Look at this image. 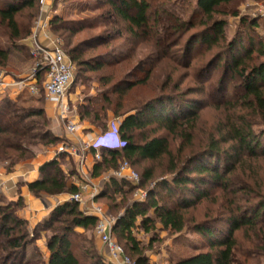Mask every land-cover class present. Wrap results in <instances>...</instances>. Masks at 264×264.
<instances>
[{
    "label": "trees",
    "instance_id": "obj_1",
    "mask_svg": "<svg viewBox=\"0 0 264 264\" xmlns=\"http://www.w3.org/2000/svg\"><path fill=\"white\" fill-rule=\"evenodd\" d=\"M232 1L195 0L191 16L184 20L164 9L163 5H155L157 0L156 3L155 0H105L112 15L127 25V31L134 39L151 44L153 56L138 62L121 81L101 93L98 99L102 107H105L103 104L112 105L110 97L117 95L118 102L112 111L114 115L119 114L122 110L120 98L134 87L145 85L159 63L177 60L172 56L179 52L181 60L178 64L188 69L197 44L209 50L222 44L221 41L225 42L227 21L215 17L237 16L234 9H227ZM3 2L0 5V27L13 49H20L18 43L30 34V22L35 18L33 0ZM24 9L30 10L29 13L24 15ZM26 17L30 22L25 23ZM194 19L198 20L197 25L202 29L188 35L181 45L185 34L195 27ZM49 23L54 34L67 32L70 37L88 28L86 20L67 21L58 16L50 19ZM243 26L250 31L256 30L254 19H243L240 27ZM246 41L244 44L240 38L234 37L227 44L220 45L221 51L199 70V73L207 74L209 69L223 61L224 76L240 80L235 88L240 91L232 100L217 97L220 100L213 105L218 112L215 123L200 125V115L195 113L197 107L203 108L200 102L196 101L195 105L184 101L174 103L170 96H157L121 114L123 119L118 137L123 146L121 149L102 148L100 161L93 163L90 176L97 178L116 170L121 160L128 162L132 168L139 163L159 162L163 158L168 161L166 174L170 175V179H165L160 185L165 191L164 197L158 199L155 191L147 192L145 201L125 205L123 215L115 219L112 234L124 243V252L135 264H149L145 251L151 246L143 248L133 235V229L152 234L157 224L174 234L190 230L205 242L193 245L192 255L173 264H261L260 258L264 260V60L249 65L254 41L250 38ZM76 50V47L73 48L71 54ZM8 54V50L0 48V68L7 65ZM75 58L72 56L71 60ZM102 58L104 56L82 64L96 72L104 66H116L129 59L104 63L100 60ZM201 79L198 80L201 85L199 91L211 87L204 85ZM110 81V77L100 79L105 86ZM216 92L211 94L217 96ZM92 101L89 100V105L83 107L79 120L83 122L92 117V123L98 122L105 129L107 113L102 107L95 111ZM32 118L39 121H31ZM175 141L181 143L176 157L171 152V144ZM57 142L58 139L48 129L43 108L23 109L7 99L0 103V163L8 164L6 172L10 173L20 160L26 159L24 155L28 152V145H54ZM184 152L186 154L182 155ZM64 160L65 155L59 154L57 160L42 165L40 178L28 185L29 191L35 196L76 194L77 187L67 186L68 177L74 172L63 171L61 164ZM153 176V169L143 170L140 187L151 181ZM135 190L136 187L125 180L110 178L96 198H109L112 209H117L119 203L114 198L120 195V201L125 204L127 196ZM215 190L219 191L217 195L213 193ZM0 197H3L1 193ZM206 200L216 204V208L205 212L203 221L196 222L188 209ZM21 206V199L0 204V236L5 238L0 245V264H111L97 253L90 240L79 237L95 227L97 217L83 214L78 203L71 201L58 205L41 225L43 229H36L37 237L42 236L41 231L50 229L45 243L49 252L47 263L36 255L28 257V246L37 244L38 239L27 240L22 232L26 222L16 214ZM147 210H152V213L147 214ZM223 223L225 226L221 228ZM237 232L239 235L234 236ZM72 238L82 239L85 248L71 241ZM75 248L83 250V257L88 259L86 262H81L75 255Z\"/></svg>",
    "mask_w": 264,
    "mask_h": 264
},
{
    "label": "rangeland",
    "instance_id": "obj_2",
    "mask_svg": "<svg viewBox=\"0 0 264 264\" xmlns=\"http://www.w3.org/2000/svg\"><path fill=\"white\" fill-rule=\"evenodd\" d=\"M37 1L38 0H33L32 7V11L35 13V18L31 22L27 17L25 19V23L28 21L30 22L31 32L34 28L35 21L38 19L40 14L47 15L50 17V19L58 16L67 21L86 20V24H88V28L81 30L72 37L68 36L67 32H58L57 34H54L51 31V33L54 37H57L61 41L62 48L64 49L68 58L71 59L72 56L76 57L75 60L72 61L75 65V82L70 89V97L73 95L72 98H70L72 101L70 106H72L74 109V113L77 118L76 121H78V123H80L83 128L84 126L90 127L93 130L98 131L99 134H104L107 132L108 123L112 119H119L122 121L123 115L121 114L131 111L134 107L142 106L152 98L161 95L170 96L174 103H180L181 101H184L187 104L195 105L196 101L200 102L201 107L203 108L200 109L197 107L195 109V113L200 115V125H202V123H207L209 125L215 123L218 117V112L213 109V105L215 101L220 100L217 97H220L225 101L232 100L240 91L239 88L235 89L239 86L240 80L236 78H229V76H224L225 73L222 68L224 64L223 61L220 62L217 67L209 69L207 74L203 72L199 73L200 68L205 66L212 57L221 51L220 45L227 44L234 37L240 38L242 41H244V44L247 43L246 38H250L254 41V50L251 54L252 62L249 64L250 66L259 64L264 60V2L258 0H233L230 6H227V9H234L237 13V16L217 15L215 17L216 19H226L227 21L226 27L224 28L225 42L221 41L222 44L213 46L209 50L201 44H197V46H195L193 49V53L189 59L190 67L188 69H184L178 64V62L181 60L180 53H174L172 59L176 58L177 60L173 62L163 61L159 63L151 72L149 80L145 85L134 87L120 98L122 110L119 114L114 115L112 109L118 102L117 95H112L110 97L112 105L106 106V104H103L105 107H102V103H100L101 101L98 98L100 97L101 93L107 91L114 84L121 81L125 75L132 71L133 67H135L138 62L153 56L151 44L146 40L134 39L130 33H128L127 25L118 17L112 15L109 6L105 4V0H44L43 4L40 3V0L39 2ZM186 1L187 0H157L156 3L155 0V5H163L164 9L170 11L171 13H175L184 20H188L193 12L195 0H190L189 2ZM3 3V0H0V5ZM223 10H225V8ZM29 11L30 10L28 9H24L22 13L26 15L25 13H29ZM243 19H254L256 23V30L250 31L246 26L240 27V22ZM193 21L195 22V27L185 34L180 42L181 45H183V41L186 40L188 35L202 29L197 25V19H194ZM4 32V29L0 27V48L8 50L9 54L7 65L5 67H1L0 70L4 71L7 76L9 75L8 73L17 75L18 77L10 76L14 79L30 73L35 65V60L33 54L30 52V49L27 48L25 43H27L26 41L29 39L31 32L26 38H24V40H21L20 43H18L19 47H21L20 49H13V46L5 36ZM171 33L176 36L174 31ZM259 41L261 42L260 46H257ZM75 47L77 48L76 53L73 52L72 55L70 51ZM100 56H104V58L100 59L104 63L114 62L117 59H125L127 57H129V59L127 61H122L116 66H104L101 70L96 72L89 70L87 66L82 64ZM141 75L142 74H140V76ZM203 76L206 77L202 78ZM102 77H110L111 81L107 86L100 83V79ZM199 79L203 81L204 85L209 84L211 87H205L203 91H199L201 88L200 82H198ZM221 83L223 85L222 93L220 92ZM36 88L38 90V94L31 96L25 91L22 93L25 95L23 96V101L21 100L19 103H15H17L18 107L23 109L43 108L44 115L46 117L45 106L47 102L44 98L42 77L38 81ZM9 91L15 92V88L12 87L9 89ZM213 91H217V96L211 94ZM89 100H93L92 104L95 111H98L101 107L106 111L107 118L104 124L105 129H102L98 122L92 123L94 122L92 117L80 122L79 115L81 112H83V107L89 105ZM31 121L38 122L39 119L32 118ZM90 132L91 131L84 129L80 135L85 137L88 135V133L91 134ZM58 144L59 143H56L53 146L56 147ZM180 145L181 143L179 141H175L171 144V152L174 157L177 156ZM47 148H50L49 144H39L37 146L28 145V152L26 155H24L26 159L20 160L19 163L25 164L31 162L39 153ZM18 154L15 153V155ZM185 154L186 152H184L182 155ZM121 162H123V160L119 161V164ZM6 164L7 163H0V168L5 169L6 171ZM62 164L64 168H66L73 166L74 163L72 160L67 159L66 161L64 160ZM149 168L153 169L154 171L153 179L141 187L139 184L136 187V190L127 196L128 202L125 204L124 202L120 201V195H117L114 198L115 202L119 203V207L117 209H112V202L109 198L103 200L96 197L95 199L88 198V203H92L95 206L100 207L105 214L116 219L117 217L123 215L125 205H129L133 201H137L138 198H136L135 195L140 193L142 195L150 191H155L156 197L158 199H162L165 195V191L160 188V185L165 179H170V175L166 174L168 161L166 158H163L159 162H143L135 165L132 169L140 177L143 175V170ZM111 172L112 171H108L106 174L109 175ZM7 173L9 174L8 171ZM2 190L3 189L0 187V193L3 196L2 198L0 197V199H2L0 204L5 205L9 201L3 195ZM214 192L217 195L219 191L215 190L213 193ZM146 198L147 197L145 196L141 202L145 201ZM148 201L149 200H147V202ZM21 207L16 210V214L21 209ZM215 208L216 204H214L212 201L206 200L201 201L195 207H190L188 212L189 215L192 214L195 217L196 222H199L203 221L205 212H209ZM85 211L86 210L84 209L82 213L85 214ZM151 213L152 210H147V214ZM42 224H39L35 228L31 229V227L26 223L22 228V232L26 234L27 240L34 237L39 241V244H36L35 242L34 246H28V257H31V255H36L44 263H47L49 252L47 251L45 243L50 236V229H46L44 232L41 231L42 236L40 237H37L36 235L39 227L43 229L41 226ZM221 225L222 226L220 227L222 228L225 226V223ZM95 228L96 225L92 230H88L79 236L82 239L87 238L90 240L93 244V247L96 246V244H101L96 235ZM132 233L143 248L151 246L150 249L145 251V256L147 257L149 264H173L180 258L192 255L194 253V250L192 249L193 245L205 243L203 239H201L197 234L192 233L190 230H185L181 234H174L163 230L159 224H157V228L152 234H144L138 228L133 229ZM235 235L238 236L239 233L237 232L234 234V236ZM112 237L114 241L123 248L124 243L113 234ZM82 239L72 238L71 241L75 242V244L77 243L78 246L81 247L83 245ZM4 241L5 238L0 236V245L3 244ZM83 248H85V245H83ZM35 250H38L39 252H36ZM74 253L81 262H86L88 260L83 257L82 249L75 248ZM92 253H94V250H92ZM97 253L100 254L102 258H106V251H98ZM260 262L261 264H264V260L262 258H260Z\"/></svg>",
    "mask_w": 264,
    "mask_h": 264
},
{
    "label": "built area",
    "instance_id": "obj_3",
    "mask_svg": "<svg viewBox=\"0 0 264 264\" xmlns=\"http://www.w3.org/2000/svg\"><path fill=\"white\" fill-rule=\"evenodd\" d=\"M43 2L44 0H40L41 4ZM49 22L50 17L40 14L27 40L26 46L30 49L35 60V65L30 73L14 79L0 70V91L1 94H7L13 87L18 95L26 91L29 95L34 96L38 94L36 85L42 77L44 98L47 103L54 105L56 120L66 135L56 147L52 160H57L59 154L71 159L74 162V170L82 183L80 190L86 191L91 187L93 198L99 194L101 187L90 182L87 155L92 153V163H94L100 161L102 148L121 149L123 144L118 137L121 121L119 119L109 121L107 132L104 134L96 136L88 133L85 137L82 136L83 138L80 136L84 128L76 121L74 109L70 106L72 102L70 89L75 82V65L62 48L61 41L52 35ZM110 177L125 180L135 187L140 184L139 175L126 161L121 162L118 168L111 172ZM0 187L4 188L2 185ZM145 196L146 194L141 195V193L135 195L138 198L137 201H142ZM69 201L81 204L83 199L80 192L71 195ZM85 210V214L97 217L95 232L105 248L109 263L135 264L112 237L115 219L105 214L100 207L94 204L86 207Z\"/></svg>",
    "mask_w": 264,
    "mask_h": 264
},
{
    "label": "crops",
    "instance_id": "obj_4",
    "mask_svg": "<svg viewBox=\"0 0 264 264\" xmlns=\"http://www.w3.org/2000/svg\"><path fill=\"white\" fill-rule=\"evenodd\" d=\"M8 74V76L11 77H18L17 75L12 73ZM23 96L25 95L22 93L18 95L14 91H8L7 94H1L0 91V103L6 99L12 102L19 103L21 100L23 101ZM72 96L73 95H71V98ZM45 107L46 117L48 120V129L52 136L58 139L57 143H60L61 139L66 135L56 120L55 107L51 103H46ZM84 129L87 131H91L90 133L92 135H99L98 131L93 130L90 127L84 126ZM56 147L50 145V148H47L39 153L34 158V160L29 163H18L9 174L5 171V169L0 168V186L2 185L4 187L2 190L3 195L7 198L8 201H17L18 199H21L22 207L18 211L17 215L20 219L25 221L31 227V229L35 228L39 224H42L48 218L52 210L55 209L58 205L69 202L70 200L71 194L68 193H63L55 196H35L28 189V185L30 183H33L40 178V167L45 163L52 161L55 155ZM91 155L92 153H89L87 155L88 170H91L93 166ZM66 160L67 158H65V161ZM73 166L64 168L63 164H61V168L66 173L71 174L70 172H74L68 177L67 186L70 187L73 185L78 188V192H80L83 198V202L81 204H78V208L82 212L86 207L91 206L92 203H88V198H92L93 190L91 187H89L86 191L80 190L82 183L77 176ZM106 173L97 178H92L90 176V182L101 187V191H99V194L102 193V189L107 184L108 180L112 178L110 177L111 173H109V175ZM99 194H97L95 197H97ZM95 197H93L92 199H95ZM38 242L39 241H37V244H39ZM96 248L98 251L105 252V249L103 248V246H101V244H96ZM105 256L106 258L103 257L104 261L109 262L106 253Z\"/></svg>",
    "mask_w": 264,
    "mask_h": 264
}]
</instances>
